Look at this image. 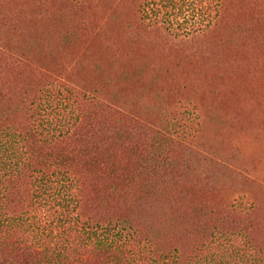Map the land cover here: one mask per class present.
I'll return each mask as SVG.
<instances>
[{
  "label": "trees",
  "instance_id": "trees-1",
  "mask_svg": "<svg viewBox=\"0 0 264 264\" xmlns=\"http://www.w3.org/2000/svg\"><path fill=\"white\" fill-rule=\"evenodd\" d=\"M0 264H264V0H0Z\"/></svg>",
  "mask_w": 264,
  "mask_h": 264
},
{
  "label": "rangeland",
  "instance_id": "rangeland-1",
  "mask_svg": "<svg viewBox=\"0 0 264 264\" xmlns=\"http://www.w3.org/2000/svg\"><path fill=\"white\" fill-rule=\"evenodd\" d=\"M45 37H42L43 39H40V41L47 42L49 40L48 35H43ZM140 40L145 45H142L141 43L134 44V46H137V53L138 56L135 57V63L139 62L140 59H143V56H140L143 53H148L146 56L147 58H155L156 60H160L158 57H162L165 55L164 47L162 44H158L156 46H152L153 42L150 43L152 49L147 48L148 43L144 42V38H134L132 40L128 41H137ZM134 65V64H133ZM148 65H154V64H148ZM148 103L150 104H157L160 102V94L159 90L154 91L152 90V95L148 96ZM196 99V98H195ZM200 108L202 109V112L204 114V132L200 136V141L204 145L212 146V149H219L222 151V148L225 147H231L232 145L230 143L233 142L234 138L238 135H241L240 133H244L241 131L240 126L238 123H236V120L233 119L232 114H229L230 107H228L224 102H219L218 100L214 101L212 103L211 96L203 95L200 97Z\"/></svg>",
  "mask_w": 264,
  "mask_h": 264
}]
</instances>
